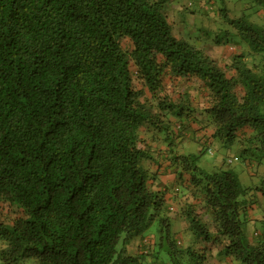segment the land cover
I'll return each instance as SVG.
<instances>
[{"label": "trees", "instance_id": "trees-1", "mask_svg": "<svg viewBox=\"0 0 264 264\" xmlns=\"http://www.w3.org/2000/svg\"><path fill=\"white\" fill-rule=\"evenodd\" d=\"M171 6L192 28L215 9L0 0V264H155L162 247L172 264H211L216 247L264 264V228L252 241L246 227L264 186H243L231 157L207 172L178 147H237L251 173L264 160V14L218 9L232 31L203 37L226 39L223 64L176 33Z\"/></svg>", "mask_w": 264, "mask_h": 264}, {"label": "rangeland", "instance_id": "rangeland-1", "mask_svg": "<svg viewBox=\"0 0 264 264\" xmlns=\"http://www.w3.org/2000/svg\"><path fill=\"white\" fill-rule=\"evenodd\" d=\"M251 0H212L211 3H209L208 0H185V3L191 5L193 4V7H198V8H203V9H209L211 6L212 2L215 5L214 11H212L208 15H201V16H196L195 15L191 18V21H194V18H199V21L202 24H198V26H194L192 28L191 26H188L187 24H183L179 18L175 16V11L174 9H179V7H174L171 6L170 11H169V18L171 20L176 19L177 21V26H176V33L179 35L184 34L187 37L192 36V37H200L197 43L203 47L206 52H208L211 56L217 58L219 61H221L223 64H226L230 61L229 58V53L226 52V39L223 41L222 45H216L213 42V38L208 40L206 37L204 38L203 35H206V32L209 31L210 35L213 36L214 38L217 35H224L226 31L230 30L232 31V26L230 25L229 20L227 19L228 16L225 15V12L218 10L219 8L223 9L226 8L227 12L230 17L234 16H242V15H249V17L257 22L261 21V16L263 13H261V6L257 4H253L250 2ZM226 12V13H227ZM201 25V26H200ZM200 26V28H199ZM182 33V34H180ZM235 48V47H234ZM228 57V58H227ZM139 81H137L138 83ZM194 85H198V82L195 81ZM216 145V146H215ZM179 151L181 153H186V154H191L196 157H198V164L202 169H204L207 172H213L215 171L218 167L222 166L224 163H227L225 161H229L228 157H231L234 160V163L231 164H226L225 167H230L233 166L234 168L238 167L239 171V176L242 182V185L247 187L252 185V177L251 172L249 168L246 166L245 162L243 159L238 158V154L235 153V150L237 147H233L232 149H226L223 148L216 143L213 145V152L209 150V147L203 140H196V139H188L185 138L182 143L178 145ZM228 159V160H227ZM259 172V169L257 170ZM264 175V172H262V176ZM258 179H253V182H257ZM168 195H172L173 198V193L169 192ZM175 210L173 213L171 212V215H175L179 211V204L178 202H175ZM1 213V212H0ZM175 223L178 224L176 220H174V225ZM159 226V223L156 222L153 230H157ZM182 236V235H179ZM1 241V240H0ZM156 241V240H155ZM128 242H123L122 247H125ZM156 244V242H155ZM158 244V240H157ZM155 247V246H154ZM160 254L157 256L158 263L155 264H172L171 259H170V254L168 249L166 248H160ZM152 258H149V262H152L156 260L154 256H151ZM33 260H28L26 261V264H34Z\"/></svg>", "mask_w": 264, "mask_h": 264}, {"label": "crops", "instance_id": "crops-1", "mask_svg": "<svg viewBox=\"0 0 264 264\" xmlns=\"http://www.w3.org/2000/svg\"><path fill=\"white\" fill-rule=\"evenodd\" d=\"M253 167H256V170L259 169V172H253L254 171ZM251 169H252V173L250 176L252 177V185L247 187H254V186L263 187L264 185L262 179H260L259 174L264 172V160L258 166L251 165ZM253 179L254 180L258 179V180L257 182H253ZM175 180H176V176L174 173H171V171L163 175L164 183L172 184L174 183ZM251 193L253 194V191ZM254 194L255 195L253 198L257 202L252 203V205H250L248 211L249 221L246 224L248 234L252 241H254V239L256 238L255 235L258 234V232H262L264 228V193L259 189H257V191H255ZM175 224L177 225V223ZM219 249L220 247L214 248L211 264H237L234 261H232L229 257L221 256Z\"/></svg>", "mask_w": 264, "mask_h": 264}, {"label": "built area", "instance_id": "built-area-1", "mask_svg": "<svg viewBox=\"0 0 264 264\" xmlns=\"http://www.w3.org/2000/svg\"><path fill=\"white\" fill-rule=\"evenodd\" d=\"M209 150L211 151V152H213V148L210 146L209 147ZM175 210V208L173 207V211Z\"/></svg>", "mask_w": 264, "mask_h": 264}]
</instances>
